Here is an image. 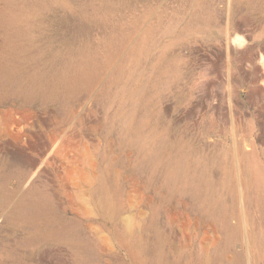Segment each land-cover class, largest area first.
I'll return each mask as SVG.
<instances>
[{"label":"rangeland","instance_id":"obj_1","mask_svg":"<svg viewBox=\"0 0 264 264\" xmlns=\"http://www.w3.org/2000/svg\"><path fill=\"white\" fill-rule=\"evenodd\" d=\"M13 1L0 264H264V0Z\"/></svg>","mask_w":264,"mask_h":264},{"label":"bare ground","instance_id":"obj_2","mask_svg":"<svg viewBox=\"0 0 264 264\" xmlns=\"http://www.w3.org/2000/svg\"><path fill=\"white\" fill-rule=\"evenodd\" d=\"M14 1H16V0H14ZM13 1V2H14ZM35 3H36V0H33ZM20 2H21V0H20ZM22 2H25L24 0L22 1ZM15 3V2H14ZM17 3V2H16ZM29 3V2H28ZM39 3V2H38ZM18 5H19V2L17 3ZM30 4V3H29ZM24 5H25V3H24ZM23 5V6H24ZM26 5H27V3H26ZM15 6V5H14ZM22 6V5H21ZM21 6H19V7H21ZM16 7H18V6H16ZM16 7H13L14 9L16 8ZM18 7V8H19ZM12 8V9H13ZM18 8H16V9H18ZM8 9L9 10H12V9H10L9 7H8ZM20 9H22V8H20ZM12 11H14V10H12ZM16 12H18L19 13V11H16ZM23 12V11H22ZM15 13V12H14ZM18 15V14H17ZM244 22H246V21H244ZM248 22V21H247ZM247 22H246V27L248 26L247 25ZM15 24V23H14ZM242 24H243V22H242ZM241 24V25H242ZM243 26H244V24H243ZM245 27V26H244ZM90 28V27H89ZM241 29V30H243L242 29V26H239L238 27V29ZM16 29H18L17 27H16ZM19 29H20V27H19ZM2 30H3V32L5 33V32H12V27L11 26H8V27H6L5 25H2ZM76 30H77V28H76ZM101 30V29H100ZM240 30V32H242ZM244 31H246V30H244ZM243 31V32H244ZM101 32H102V30H101ZM247 32V31H246ZM15 33V32H14ZM80 33H81V31H80ZM83 33H85V31L83 32ZM103 33H105L104 32V30H103ZM250 33V32H249ZM20 34L21 35H23L21 32H20ZM91 34V33H90ZM108 34V33H107ZM240 33H237L236 34V36L234 37V39H232L233 40V43H231V44H233V45H230V46H228V49H229V51L231 52V53H243V50H246L245 49V47H243V43L245 42V44H246V40H248L249 39V37L248 36H245V35H239ZM244 34V33H243ZM93 35V34H92ZM227 35H228V33H227ZM247 35H249L248 34V32H247ZM251 35V34H250ZM252 36V35H251ZM84 37V36H83ZM251 38V37H250ZM78 39V38H77ZM82 39V38H81ZM231 39V38H230ZM87 41V40H86ZM79 41H77V43H78ZM85 42V41H84ZM232 42V41H231ZM85 44H87V43H85ZM84 44V45H85ZM76 45V44H75ZM75 45H73V47L75 46ZM78 45V44H77ZM247 45V44H246ZM249 46V45H248ZM78 47V46H77ZM77 47H76V49H77ZM85 47V46H84ZM81 48V47H80ZM85 49V48H84ZM251 50V49H250ZM249 50V51H250ZM73 50H71V52H72ZM76 51V50H75ZM246 51H248V50H246ZM75 54V53H74ZM233 54V55H234ZM73 55V54H72ZM231 55V54H230ZM77 56H78V53H77ZM262 56V55H261ZM242 57V56H241ZM241 57H239V58H241ZM66 61V60H65ZM68 85L69 86H71L72 88H77L78 86H79V80H78V78H75V79H71L69 82H68ZM260 92V91H259ZM6 97H4V96H0V103H5L6 102ZM246 144H247V142L245 143V146H246ZM250 145V144H249ZM248 144H247V146H249ZM246 148V147H245ZM247 149V148H246ZM17 153H19V152H17ZM247 154V152L245 153V152H241L240 153V155H241V157L243 158V157H245L246 158V156H248V155H246ZM250 154V153H249ZM18 155H21V153H19ZM23 155V154H22ZM24 156V155H23ZM249 156H251V154L249 155ZM250 161H251V159H250ZM31 162V161H30ZM35 161H33L32 163H31V165H29L30 167H27L26 165H23L21 168H20V171L18 172V179H17V183H16V186L17 187H20L23 183H25L26 182V180H27V178H28V175L30 174V172H31V169L37 164V162L36 163H34ZM247 162V161H246ZM252 162V161H251ZM28 165V164H27ZM36 167V166H35ZM34 167V168H35ZM37 168V167H36ZM40 169V168H39ZM262 169V168H261ZM33 171H34V169H33ZM39 171V170H38ZM41 171H43V170H41L40 169V172ZM37 173V172H36ZM239 178V177H238ZM43 179H44V174H42V172L38 175V177H37V179H35V181L34 182H32L30 185H29V187L25 190V194L27 195V196H31L32 194H33V192H39L40 191V185H41V182L43 181ZM249 179H250V177H249ZM253 179L257 182V181H260L261 179H262V176L260 175V174H257V173H253ZM255 182V183H256ZM243 184V183H242ZM252 184H253V182H252ZM256 185V184H255ZM240 187V186H239Z\"/></svg>","mask_w":264,"mask_h":264},{"label":"water","instance_id":"obj_3","mask_svg":"<svg viewBox=\"0 0 264 264\" xmlns=\"http://www.w3.org/2000/svg\"><path fill=\"white\" fill-rule=\"evenodd\" d=\"M38 175L35 173V174H30V176H28L27 178V182L28 184H31L32 182L35 181V179H37Z\"/></svg>","mask_w":264,"mask_h":264}]
</instances>
